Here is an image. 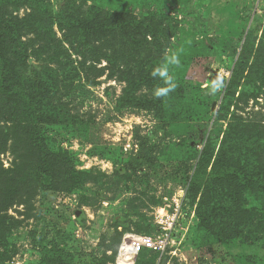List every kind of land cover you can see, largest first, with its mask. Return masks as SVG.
Wrapping results in <instances>:
<instances>
[{"label":"rangeland","instance_id":"rangeland-1","mask_svg":"<svg viewBox=\"0 0 264 264\" xmlns=\"http://www.w3.org/2000/svg\"><path fill=\"white\" fill-rule=\"evenodd\" d=\"M71 1L81 7L78 15L95 7L135 16V26L165 47L155 60L160 66L178 54L169 76L182 100L195 97L196 115L165 117L164 125L145 100L124 99V78L106 60L81 64L73 55L63 65L42 56L51 77L58 75L47 95L54 117L40 137L56 172L44 176L26 110L0 87V264H119L124 237L157 235V211H171L176 196L184 200L180 226L154 264H264V239H253L264 232V192L250 200L232 171L243 169L264 184V0ZM62 2L51 0L55 13ZM7 7L20 18L30 13ZM34 57L28 59L35 63ZM19 66L15 83L23 76ZM214 80L223 87L211 94ZM19 82L29 89V79ZM137 96L152 97L154 90L145 85ZM148 157L162 166L153 170ZM212 175L220 179L206 193ZM216 193L224 214L241 219L243 231L230 239L203 230L198 218Z\"/></svg>","mask_w":264,"mask_h":264},{"label":"trees","instance_id":"trees-1","mask_svg":"<svg viewBox=\"0 0 264 264\" xmlns=\"http://www.w3.org/2000/svg\"><path fill=\"white\" fill-rule=\"evenodd\" d=\"M9 4L18 8L28 7L30 13L25 18L9 15L7 12ZM57 7L59 13H55L51 0H0V87L9 101L26 110V118L31 126L29 128L31 143L37 150L41 161L40 172L44 176H51L56 172L54 161L50 159L48 148L40 137L47 119L54 117V113L50 110L52 101L47 98V95L52 83L56 85L58 75L55 73L57 77H51L54 70L43 66L42 56H46L44 62L53 61L63 65H65L63 60L73 55L83 59L81 64L86 61L99 63L106 60L114 69L120 71L121 77L124 78L127 85L124 99L133 102L145 100L148 103L146 107L153 109L164 125H166L165 117H169L172 121H182L185 119L183 114L196 115L195 97L191 101H184L176 91L161 98L137 96L145 85H149L151 90L162 87L163 81L159 77H153L151 72L156 67L155 62L160 66L159 61L155 60L158 56H162V48L165 47L160 46L159 39L152 32L144 34L135 26L138 24L135 16L113 17L97 12L95 7H91L92 11L78 15L81 7L71 0H64ZM153 26L154 24L149 28L153 30ZM55 28L62 33V39L57 37ZM161 32L167 38V29L163 28ZM29 34L33 35V39L29 40ZM149 35L152 36L151 40L148 39ZM157 46H159L158 49ZM35 47L37 49H34ZM156 50H160L161 53ZM32 54L35 56V63L28 59V56ZM17 62L21 65L19 67L23 71L24 78L31 82L29 89L20 86L19 79L23 81V76H18L16 83L14 82L13 75L16 74ZM70 62L73 64L71 59ZM190 148L192 153L196 146L190 145ZM148 158L147 162L151 163L153 170L162 166L158 160ZM230 168L232 167L225 170H229L230 173ZM159 170L160 168L155 173ZM232 171L233 176L237 178L235 181L246 187L250 200H253L262 190L264 192V184L261 180L258 181L255 174H244L243 169L237 171L232 168ZM219 179L214 175L208 179L206 193L210 187L213 188V185L218 183ZM236 197L232 195L229 198L233 208L239 207ZM216 198L217 193L209 195L206 205L199 210L198 218L203 224V230L217 237L230 239L236 232L243 231L240 226L241 219L239 217L234 220L235 217L233 218L228 212L224 214L226 207L217 206L216 203L219 201ZM253 239H264V232L262 238L254 237ZM150 252L155 256L149 257ZM158 256L161 254L150 249H143L138 256L137 264H154Z\"/></svg>","mask_w":264,"mask_h":264},{"label":"built area","instance_id":"built-area-1","mask_svg":"<svg viewBox=\"0 0 264 264\" xmlns=\"http://www.w3.org/2000/svg\"><path fill=\"white\" fill-rule=\"evenodd\" d=\"M176 197L171 211L166 209L157 211L156 220L159 228L157 235L127 234L124 237L118 253L119 264H133L143 249H150L161 256L166 254L172 244L173 234L180 226L183 212L184 200Z\"/></svg>","mask_w":264,"mask_h":264},{"label":"clouds","instance_id":"clouds-1","mask_svg":"<svg viewBox=\"0 0 264 264\" xmlns=\"http://www.w3.org/2000/svg\"><path fill=\"white\" fill-rule=\"evenodd\" d=\"M166 63L161 66L155 67L151 72L153 77H159L163 83L166 85L164 87H157L154 89V96L156 98H161L167 96L170 92L174 91L176 84L173 82L172 78L169 76L168 65H179V56L176 53L165 56ZM223 87V83L220 80H214L210 86V93L215 94L219 89Z\"/></svg>","mask_w":264,"mask_h":264}]
</instances>
